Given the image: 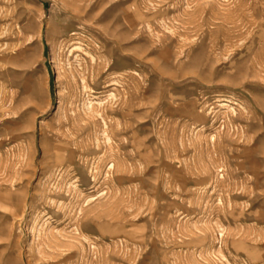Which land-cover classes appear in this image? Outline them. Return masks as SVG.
<instances>
[{"label":"rangeland","instance_id":"rangeland-1","mask_svg":"<svg viewBox=\"0 0 264 264\" xmlns=\"http://www.w3.org/2000/svg\"><path fill=\"white\" fill-rule=\"evenodd\" d=\"M0 264H264V0H0Z\"/></svg>","mask_w":264,"mask_h":264},{"label":"bare ground","instance_id":"bare-ground-1","mask_svg":"<svg viewBox=\"0 0 264 264\" xmlns=\"http://www.w3.org/2000/svg\"><path fill=\"white\" fill-rule=\"evenodd\" d=\"M20 48V47H19ZM13 52H14V50H13ZM83 71V70H82ZM81 72V71H80ZM81 73H84V72H81ZM86 77V76H85ZM95 85H97V83H98V81L96 80L95 82Z\"/></svg>","mask_w":264,"mask_h":264}]
</instances>
